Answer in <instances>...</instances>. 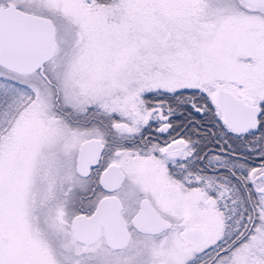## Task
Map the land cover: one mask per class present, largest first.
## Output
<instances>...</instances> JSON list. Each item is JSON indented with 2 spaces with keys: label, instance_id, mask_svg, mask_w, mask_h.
<instances>
[{
  "label": "snow or ice",
  "instance_id": "6c2138e0",
  "mask_svg": "<svg viewBox=\"0 0 264 264\" xmlns=\"http://www.w3.org/2000/svg\"><path fill=\"white\" fill-rule=\"evenodd\" d=\"M0 264H264V0H0Z\"/></svg>",
  "mask_w": 264,
  "mask_h": 264
}]
</instances>
